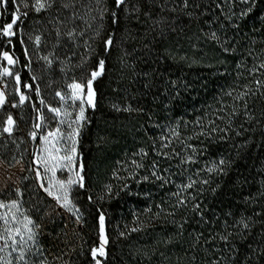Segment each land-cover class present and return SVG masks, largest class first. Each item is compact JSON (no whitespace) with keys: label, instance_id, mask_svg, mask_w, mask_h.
I'll use <instances>...</instances> for the list:
<instances>
[{"label":"trees","instance_id":"16d2710c","mask_svg":"<svg viewBox=\"0 0 264 264\" xmlns=\"http://www.w3.org/2000/svg\"><path fill=\"white\" fill-rule=\"evenodd\" d=\"M51 1L23 15V27L65 52L76 80L104 61L79 137L83 187L72 194L93 240L104 217L102 264H264V238L254 245L264 235V0H213L209 16L164 39L169 68L151 82L146 49L193 6L132 0L125 12L115 0ZM15 4L0 22V73L12 46L28 66L22 24L3 35ZM27 72L22 83L35 88ZM243 166L254 176L246 185Z\"/></svg>","mask_w":264,"mask_h":264},{"label":"rangeland","instance_id":"374dc122","mask_svg":"<svg viewBox=\"0 0 264 264\" xmlns=\"http://www.w3.org/2000/svg\"><path fill=\"white\" fill-rule=\"evenodd\" d=\"M14 1L20 19L13 26V32L16 35L17 25L22 24L19 40L28 66L23 68L19 64L14 46L3 54L4 66L0 73V93L5 97V102L0 105V264H96L97 260L102 264L107 245L102 239L106 237L105 225L100 239L93 240L85 233L83 215L72 198L74 189L80 186L79 177L83 173L78 153L79 137L88 109L94 108L75 98L74 93L80 95V92L72 85L83 87L86 101L89 80H76L66 53L57 52L43 43L33 26L23 27L21 17L25 13L26 17L35 18L52 1L44 0L45 8L39 12L35 10L36 0ZM131 5L132 0H125L123 11L128 12ZM155 5L169 10H188L193 6L195 13L171 25L162 38L153 41L146 49L145 61L152 73L150 82L153 74H161L169 68L161 56L164 39L197 19L209 16L214 10L213 0H158ZM151 8L154 9V6L151 5ZM8 12L5 6H0V22ZM15 35L6 37L14 38ZM37 37L39 43H36ZM119 44L129 51L123 43ZM5 54L12 63L4 58ZM24 70L28 71L35 88L23 85L20 73ZM260 70L264 80V62ZM6 71L11 75H7ZM16 77H19L18 81ZM98 77L93 79L91 76L94 106L96 95L93 84ZM21 95L26 97L23 102L20 101ZM81 107L84 108L82 120ZM50 109H57L59 115ZM9 118L14 122L11 134L4 131L9 126ZM32 133H35V138ZM45 137L48 143H45ZM73 144L75 154L70 152ZM46 148L48 151H45ZM66 154L72 155L71 163L61 159ZM69 180L74 182L69 184ZM253 180V171L243 166L237 177L238 184L246 185ZM65 196L69 202L67 206ZM263 238L261 233L254 245L259 247ZM102 244L105 255L98 254L93 258V249Z\"/></svg>","mask_w":264,"mask_h":264},{"label":"snow or ice","instance_id":"6c2138e0","mask_svg":"<svg viewBox=\"0 0 264 264\" xmlns=\"http://www.w3.org/2000/svg\"><path fill=\"white\" fill-rule=\"evenodd\" d=\"M7 2H8V0H0V6H6ZM115 3H116V6L119 7L120 5H123L125 3V0H115ZM25 7H27V4H25ZM44 8H45L44 0H36L35 10L37 12H39L40 10H42ZM25 15H26V13H25ZM115 15L116 14L113 13V17H115ZM18 19H20V15H19V9L17 8L16 13L14 14L13 21L11 23H8L5 26V29L3 31V35H5V36L15 35V33L13 32V26L15 25V23H16V21ZM114 22H115V19H114ZM36 43H39V37L36 38ZM111 45H112V39L109 38L108 40L105 41V46L107 48V47H110ZM4 58L6 60H8L10 63H12L11 58L9 56H7V54H5ZM103 70H104V61L100 60L99 61V65H98V71H94L92 73V78L94 79L97 76H100L103 73ZM6 74L7 75H11V73H8L7 71H6ZM16 79L18 81L19 77H16ZM72 87H73L74 90H79V92H80V95H75V93H74V96H75L76 99H81L82 103L87 102L88 104H90V105H92L94 107V103H93V99H92V97L94 96V93L92 91V80L91 79L87 82L88 93H87V100L86 101H85V98H84L83 87L80 84H73ZM58 95H59V93H58ZM25 99H26L25 96H23V95L20 96V101L21 102H23ZM4 102H5L4 94L0 93V105H2ZM50 110L53 111V112H56V114L59 115V112H58L57 109H50ZM83 118H84V108L81 107V109H80V119L82 120ZM7 123H8L9 126L7 128H5L4 131L8 132L9 134H11L12 125H13L14 122H13V120L11 118H9ZM49 135H52V134L49 133ZM57 135H59V130H57ZM32 136H33V138H35V133H32ZM69 139H71V137H69ZM45 143H48L47 137H45ZM45 151H48V149L46 148ZM57 151H59V149H57ZM70 152L72 154H75L74 144H73V147L70 149ZM61 159L67 160V161H69L71 163L72 155H67L66 154L64 157H61ZM221 163H223V161H221ZM80 170L82 171V166H81ZM82 181H83V177L80 176L79 177V182H80V186L81 187H83ZM73 182L74 181H72V180L68 181L69 184H71ZM49 194L51 195L52 193L49 192ZM56 199L59 200L60 197L57 196ZM68 203L69 202L67 201V197L65 196V206H67ZM29 223H31V222L29 221ZM99 223H100L101 233H103V230H104V217H103V215L100 216ZM17 235H19V229H17ZM29 239H31V236L29 237ZM102 239H103V244H106L107 243V238L106 237H102ZM103 244L99 248L93 249V251H92L93 258H95L98 254L100 256L105 255ZM20 258L23 259V254H21ZM96 264H100V262L97 260Z\"/></svg>","mask_w":264,"mask_h":264}]
</instances>
